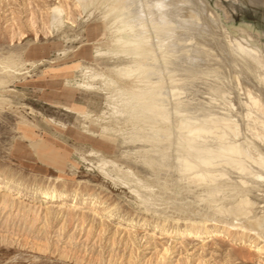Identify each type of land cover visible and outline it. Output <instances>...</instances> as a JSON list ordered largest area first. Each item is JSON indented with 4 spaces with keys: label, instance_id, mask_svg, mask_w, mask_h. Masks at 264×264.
<instances>
[{
    "label": "rangeland",
    "instance_id": "1",
    "mask_svg": "<svg viewBox=\"0 0 264 264\" xmlns=\"http://www.w3.org/2000/svg\"><path fill=\"white\" fill-rule=\"evenodd\" d=\"M117 1L95 0V4L81 7L76 0H0V61L11 57L17 68V74H13L15 77L2 85L0 90V176L9 183H20L19 185L27 192L26 196L17 198L14 195L6 196L5 191H0V202L2 201L0 203V264H156L160 257H162L161 264H264V229L262 231L256 229L261 234L256 230L253 231L256 227L252 228L249 225V219L253 218V215L248 216L252 212L243 216L247 217L245 221L243 217L241 218L242 215H238V220L237 214L234 213L233 216L227 213L231 225L226 216L228 210L226 208V212L222 210L224 206L231 210L232 207L228 205L234 204L230 201H236V196L234 197L236 192L228 194V198L226 194L224 195L226 197L223 196L217 199L218 201L214 199L212 203L208 202L207 199H210L208 190L210 191L215 184L203 185L190 182L188 177L185 178L187 172H179L178 161L175 158L179 153L176 151V140L179 136L177 125L181 119L189 121L187 119L189 115L195 114L194 118L197 119L196 122L200 121L197 122L199 124H201L200 119L205 122L206 119L211 120L213 117L212 120L215 121L211 120L212 127H217L211 128L213 132L221 127L225 129L227 124H237L238 121L237 127L239 126L241 134L238 139H243L239 142L243 145L250 140L249 142L256 145L264 156V142H260L255 137L258 133L264 134L260 129L264 130V125L259 127L261 124L257 123L260 112L255 106H249L248 101L245 103L247 97H244L246 86L252 90L256 88L255 92L262 97L264 87L260 84L257 86L252 77L248 79L244 78V75L235 73L237 69L232 66L231 56L226 48L231 45L227 39L232 37L231 39L236 38L244 45L257 48L260 52L264 51V0H195L196 5L189 3V9L183 8L185 11L182 13L183 19L190 15V11L191 14L195 12L202 18H206V13H211L220 23L221 28L218 31L222 34L221 38L227 39L222 40L219 32L212 29L209 23H200L198 29L201 31L200 35L205 37L202 36L203 41L208 42L212 37L211 40L214 42L219 35L216 44L223 42V44L221 42L222 49L227 55L217 50L220 44L216 45L215 42V46L209 41L205 47L217 46L214 52L220 51L218 57L223 55L221 66L219 61L220 70L225 71L222 67H226L223 80L203 76L198 71L199 68L192 72L195 69H187V62L184 64L180 61L176 62V59L171 57L183 52L182 59H187L185 51L186 53L192 51L191 48L201 37L198 35L197 40L193 39L196 40L195 42L190 39L191 47L186 44V39L188 34L192 36L193 33L199 32L197 28L196 32L192 31L194 28L186 23L185 25H189L187 27L191 29L175 31L173 34L180 32L179 36H176L182 41V45L176 44L178 49L175 45L173 52L172 47L177 38L172 34L170 43L173 46L171 44L166 46L167 50L170 45L172 47L169 50L172 49L165 52L159 44H161L160 40H163V33L167 32L166 25L160 23L161 28L165 26V29L162 28L163 32L158 20L149 15L147 4L153 0H131L129 13L115 18L108 9L110 3L116 4ZM123 4L126 6L128 2ZM129 18L137 19L135 24L143 22L144 28L137 30L142 31L141 35L147 37L146 48L151 50L150 54L141 59L145 66L146 64L150 66L151 70L148 74L157 77L149 76L151 78L149 85L158 81L164 86L162 92L167 102L165 99L162 102L168 106L169 112L167 110L166 112L171 113L169 114L171 121L166 124L170 128V141H172L170 143L173 145L171 149L169 148L171 157L169 161L167 160L169 163L165 162L161 167L160 164L151 162L154 161L152 158L156 157V153L152 154L155 143L132 141L131 137L135 134L134 125L130 122L128 124L124 121V117L122 119V116L116 113L120 106L115 91L122 85L130 86L133 81V77L121 78L117 74L120 71H130L133 65L135 68L140 58L129 52H119L121 44L114 41L119 20ZM152 18L156 20L157 23L154 24H158V27L152 24ZM188 30L193 33H189ZM226 33L228 37L224 35ZM181 34L184 37L179 38ZM199 42L205 43L201 40ZM203 44L201 47L204 46ZM186 45L190 50L185 47ZM127 47L132 48L131 45ZM176 49L180 50L179 53H175ZM96 51H112L113 54L106 56L103 53L96 56ZM148 55L150 59H147ZM223 57H227L225 58L227 61L224 60L227 63L229 60L232 67L228 65L229 63L228 67L226 66ZM166 61L171 62V65L173 62L177 65L171 66L169 62L166 65ZM212 63L209 62L213 65ZM166 66L174 69L166 70ZM158 78L160 80H157ZM240 84L243 89L241 91L238 89ZM106 85L107 87L103 88ZM116 85L119 87L116 88ZM172 87L175 89L173 90ZM177 87L179 91L176 90ZM208 87H211L212 91L214 89V92ZM215 89L222 91L219 94ZM223 93L227 94L223 95ZM177 104L183 110L178 115L175 111ZM246 108L251 110L247 109L249 114L251 113L249 115L251 119L247 116L245 119ZM114 112L116 115H113ZM204 112L206 114H203ZM83 114L85 116H82ZM250 127H254L255 130ZM110 129H114V132ZM126 132L130 134L129 137ZM123 134L125 137L122 136ZM181 135L188 137V132L183 130ZM203 135L198 138L200 144L203 138L204 141L206 140L207 134ZM129 139L131 142H128ZM210 140L206 141L209 143L213 141ZM206 141L202 146L206 145ZM214 142L212 145L207 144L210 147H217L216 141ZM224 143L225 140L220 143V148L212 149L219 151ZM159 147L167 149L164 144ZM253 149L252 147V154L256 156ZM115 165L123 171L129 169L131 173L117 171ZM222 167L224 165L219 164L211 169L214 170L213 173L216 170L215 174H219L225 169ZM259 167L249 163L248 171L256 169L255 174L249 172L252 177L249 173L250 177L245 175L246 178H250L249 182L256 180L252 179L255 175L262 171L264 173V168L260 170ZM198 169L205 168L200 166ZM230 171H227V176L237 178L238 174ZM114 173L117 177H114ZM131 175H134L133 178ZM260 175L264 176L262 173ZM234 177L232 180L238 181L239 178L234 179ZM134 180L139 181V184ZM254 181L250 182V185L255 187L251 198L257 199L254 205L259 206L258 209L263 211L264 178L260 181L263 184ZM255 183L259 187L256 188ZM44 189L60 193V199L47 203L34 200L32 195L39 194L40 190ZM142 198L146 199L151 207H155V210L158 207L157 212L145 211ZM204 200H206L205 205ZM211 206L218 208L219 211L209 208ZM257 207L253 206L254 209ZM263 214L264 211L260 215L261 218L264 217ZM223 218L227 220L224 221ZM127 221H134L135 224L128 226ZM239 221L246 227L248 224L247 228L251 227V231L239 227ZM143 222L149 223V227L144 228ZM158 225L159 228L156 227ZM193 228L216 229L219 230V234L185 235L187 234L185 229Z\"/></svg>",
    "mask_w": 264,
    "mask_h": 264
},
{
    "label": "bare ground",
    "instance_id": "2",
    "mask_svg": "<svg viewBox=\"0 0 264 264\" xmlns=\"http://www.w3.org/2000/svg\"><path fill=\"white\" fill-rule=\"evenodd\" d=\"M77 1V3H78V5L79 6H81V7H85L86 5H88V4H91V3H93V4H95L94 3V1L95 0H76ZM97 1V0H96ZM128 2V5H126V6H124V2ZM104 2V1H103ZM106 2V1H105ZM131 2V0H118L117 1V3L116 4H114L113 2L112 3H110V5H109V12H111L113 15H114V17L115 18H117V17H119L120 15H122V14H126V13H129V8H130V5H129V3ZM189 3H191L192 5H196V2H195V0H188V1H185V0H153V2H149L147 5H148V8H149V15H152V17L154 18V19H157L158 20V24H159V26H160V28H161V24L160 23H162V24H165L166 25V27L163 25V29H165L166 28V30H167V32L165 31V34L163 33L164 32V30H163V35H162V41L160 40V42H161V44H159V47H163V49H164V51L165 52H167L168 50H169V48L170 47H172L173 46V44H171L170 42L172 41V39H171V36H172V34L175 32V31H180L181 30V32H182V30L184 31V30H186L187 31V29L189 28V29H191L190 27L192 26V28H194V30H192V31H195L196 32V30L198 29V26L199 25H201V24H204V23H209V26L212 28V29H214L216 32L218 31V29H219V31H220V28H221V26H220V23L218 22V20H217V18L215 19V16L213 15V14H211V13H206V15L207 16H205L206 18H202L199 14H195V12H193V14H191L192 13V11H190L189 13H190V15H188V16H185V18L186 19H183L182 17L184 16H182V13H184L185 11H184V9L183 8H186V10L187 9H189V6H190V4ZM198 3V2H197ZM93 4H91V5H93ZM106 10V9H105ZM124 10H125V13H124ZM127 15V14H126ZM204 17V16H203ZM137 18V17H136ZM139 18V17H138ZM153 18H152V20H153ZM182 18V19H181ZM150 19H151V16H150ZM205 19V20H204ZM115 20V19H114ZM117 20V19H116ZM137 20V19H136ZM136 20H135V18H134V20L133 19H131V18H129L128 20H124V19H120L119 20V26L116 28V35H115V37H114V41L116 42V43H119V44H121V46H120V51L119 52H123V53H127V52H129V53H132L133 55H135V56H138V57H140L139 58V60H137V62H136V64H135V68H134V65H133V68L130 70V71H120L117 75L119 76V77H121V78H131V77H133V81H132V84L130 85V86H123L122 84H120V85H122V86H117L116 88H118L117 90L116 89H114V90H116L115 92H116V96L117 97H119L117 100H118V103H119V110L116 112V113H118L119 114V116H122V119H123V117H124V121L125 122H128V124H129V122H130V124H133L134 126H133V128H135L134 129V136H132L131 137V140L132 141H135V142H138V141H142V142H149V141H152V142H154L155 143V147L152 149V151H153V153L152 154H154V153H156L155 155H156V157L155 158H152L154 161H151V162H155V163H157V164H160V167H161V164H163V163H165V162H167V160L168 159H170V157H171V152L169 151V148L171 147V143L170 142H172V141H170V128H168L169 127V125L168 126H166V124L169 122V121H171V116H169V114H171V113H167L166 112V110H167V104L166 103H163L162 102V100H166V97L164 98L163 97V92H162V87H164V86H161L162 84H160V82H155V83H153L152 85H151V83H150V85H149V81H151L150 79L152 78V77H156V76H152V75H149L148 74V72L151 70L150 69V66H148L147 64H146V66L144 65V63H143V59H141V58H143V57H145L147 54H150L149 53V51L151 50H148L147 48H146V45H147V37L145 36V35H141L142 34V31L140 32V31H138L137 29H139V28H144L143 26H142V23L143 22H138L137 24H135L136 23ZM142 20V19H141ZM206 20H207V22H206ZM113 21V20H112ZM151 21V20H150ZM186 21V22H185ZM116 22V21H115ZM185 22V23H184ZM154 23H157L156 22V20H153V25H155V26H157L156 24H154ZM173 23H174V25H173ZM176 23H178V24H176ZM189 24L190 25V27H187V26H189V25H185V24ZM201 23V24H200ZM116 27V26H115ZM158 27V26H157ZM157 27L155 28V27H153L154 29H157ZM165 27V28H164ZM71 28V27H70ZM141 28V29H142ZM160 28H158L157 30H159ZM197 28V29H196ZM160 29V30H161ZM180 29V30H179ZM196 29V30H195ZM211 29V30H212ZM185 31V32H186ZM190 31V32H189ZM198 31H199V29H198ZM204 31H205V29H204ZM214 31V32H215ZM218 31V32H219ZM160 33H161V31H159ZM158 32V34H160ZM184 32V33H185ZM188 32L189 33H193V32H191V30H188ZM206 32V31H205ZM225 32H227V31H225ZM63 33V32H62ZM66 33V32H65ZM157 33V32H156ZM155 33V34H156ZM161 33V34H162ZM187 33V32H186ZM197 33V34H196ZM195 34L193 33V35L192 36H190V34H188V38L185 40V39H183V40H185L186 41V44L188 45L189 44V46H190V39H196L197 40V37H201L200 38V40L202 41V42H205V41H203V38H202V36L203 35H200V33H201V31H199V32H196ZM228 33V32H227ZM227 33L226 34H224V35H226L227 36ZM144 34V33H143ZM161 34H160V36H161ZM178 34H180V32L178 33ZM177 33H175V34H173V36L175 37L176 35L177 36H179ZM183 34V33H182ZM180 35V37L179 38H182L181 36H183V35ZM209 34H211V33H209ZM219 34H220V38H221V36H222V34H221V32H219ZM157 35V34H156ZM199 35V36H198ZM213 35V34H212ZM211 35V36H212ZM66 36V35H65ZM177 36H176V38H177ZM219 36V35H218ZM217 36V38H219ZM167 38V39H165V38ZM184 37V36H183ZM196 37V38H195ZM204 37V36H203ZM228 37V36H227ZM231 37V36H230ZM205 38V37H204ZM208 38H209V35H208ZM212 38V37H211ZM211 38H209V40H208V42L209 41H212L213 42V40H211ZM214 38V37H213ZM216 38V39H217ZM224 38H226V37H224ZM223 37L221 38L222 40L224 39ZM232 38V37H231ZM227 39V40H229V42L231 43V45H229L228 47L226 46V45H224V46H226V48L228 49V54L231 56L230 58H231V61H232V66H234L236 69H237V71L235 72V73H237V75L238 74H240V76H242V75H244L243 77L244 78H248V79H250L249 77H252V79L253 80H255V84H257V86L260 84L262 87H264V51H262V52H260L257 48H253V47H251V46H247V45H244L242 42H240L238 39H236V38H233V39ZM64 39V38H63ZM160 39V38H159ZM216 39H215V44H216ZM180 40H182V39H180ZM190 40V41H189ZM195 40V41H196ZM200 40H197V42L198 43H196L194 40V42H195V44H194V47H192L191 49H192V51L190 50V49H188V47L189 46H185V47H187V49L188 50H190L189 51V53L187 54L186 53V51H185V53L184 54H186V57H187V59H182V57H181V54L183 53H180V54H178V55H176L175 57L174 56H171V57H173V59L175 58L176 59V62H183V64H184V62H187L186 64H187V69L189 68L190 70H193V69H195V70H193L192 72H194V71H196L198 68V71H200V74H202L203 76H210V77H214V78H216V79H218V80H223V75L225 76V74H224V72L226 71V67L225 68H223L222 67V69H225V71L223 70H220V68H219V61H220V66H221V57L223 56H221V57H218V53H219V55H220V51L218 52V53H215L216 52V48H217V46H216V48H211V47H208V48H205L206 47V43L208 44V42H205L203 45L204 46H202L201 47V42H199ZM204 40H207V39H204ZM192 41V42H193ZM219 41H221L220 39H219ZM175 42V41H174ZM184 42V41H183ZM189 42V43H188ZM212 42H210V44L212 43ZM214 42L212 43V44H214ZM222 42V41H221ZM221 42L220 43H218V44H216V45H219L220 44V46H218V47H220L219 49H217V50H221V51H223V46H222V44H223V42H222V44H221ZM226 42V41H225ZM224 42V43H225ZM182 41H179V39L177 38V40H176V43L174 44V47H172V48H174V50H173V52L175 51V47L178 45V46H181L182 44ZM199 43L201 44V45H199ZM168 44H171L170 45V47H168V50H167V45ZM177 44V45H176ZM185 44V43H184ZM215 44L213 45V46H215ZM227 44V43H226ZM127 45H131L132 46V48H128L127 47ZM176 45V46H175ZM192 45V44H191ZM110 46V45H109ZM178 46L176 47L177 49H178ZM208 46V45H207ZM212 46V45H211ZM259 46V45H258ZM148 47H149V45H148ZM184 47V46H183ZM191 47V46H190ZM171 48V49H172ZM170 49V50H171ZM176 49V52L175 53H179L178 51H180V50H177ZM183 51L185 50V49H183V48H181ZM186 49V50H187ZM169 50V51H170ZM181 50V51H182ZM162 51V50H161ZM215 51V52H214ZM103 53L106 55H109L110 53H112V51L110 52V51H104V52H100V51H96L95 52V55L97 56V55H103ZM172 53V52H171ZM113 54V53H112ZM112 54H110V55H112ZM117 54V53H116ZM173 54V53H172ZM216 54H217V56H216ZM223 54H226V53H224V51H223ZM106 55V56H107ZM130 55V54H129ZM167 55V54H166ZM227 55V54H226ZM12 56V55H11ZM128 56V55H127ZM168 56V55H167ZM8 57V56H7ZM170 57V56H169ZM11 57H9L8 59H4V60H2V61H0V90H1V88H2V85H4V84H6L8 81H11V78H13V77H15L13 74H17V72H16V70H17V68H16V64H15V62L12 60V59H10ZM150 59V57H149V55H148V57H147V59ZM225 58H227V57H225ZM224 57H223V60L225 59ZM15 59V58H14ZM134 59V58H133ZM136 60V59H135ZM154 60V59H153ZM164 60V59H163ZM165 60H167V59H165ZM184 60V61H183ZM222 60V61H223ZM226 61H227V59H225ZM224 60V61H225ZM145 61V60H144ZM149 61V60H148ZM175 61V60H174ZM210 61H212L213 63V65H211V64H209V62ZM225 61V63H226V66L228 67V65L230 66L231 64H230V61L228 60V63ZM135 62V61H134ZM167 63H166V65L167 64H169V65H171V62H169V61H166ZM169 62V63H168ZM133 63V62H132ZM164 63H165V61H164ZM134 64V63H133ZM149 64H152V63H149ZM176 65H177V63H175ZM174 64V62L172 63V65L174 66L175 65ZM178 64H180V63H178ZM183 64H181V66H183ZM228 64V65H227ZM171 65V66H172ZM223 65V64H222ZM225 65V64H224ZM179 66V65H178ZM181 66H179V67H181ZM184 66V67H185ZM205 68H204V67ZM213 66H216V67H218L219 68V70H216V69H218V68H213ZM232 66H230V67H232ZM175 67V66H174ZM200 67H201V69H200ZM202 67H203V69H202ZM165 68H167L166 70H170L171 68H170V66L168 67V66H166ZM168 68H170V69H168ZM174 68H172V70H173ZM227 69H229L230 70V68H227ZM234 69V68H233ZM202 70V71H201ZM197 71V72H198ZM221 71H222V76H221ZM170 72V71H169ZM220 72V73H219ZM226 73V72H225ZM160 74V73H159ZM197 74V73H196ZM199 74V73H198ZM156 75V74H155ZM161 75V74H160ZM236 75V76H237ZM74 76V75H73ZM149 76H151V78H149ZM158 76V75H157ZM162 76V75H161ZM194 77V76H193ZM234 77H235V75H234ZM237 77H239V76H237ZM157 78V77H156ZM195 78V77H194ZM237 79V78H236ZM251 79V80H252ZM125 80V79H124ZM123 80V81H124ZM157 80H160L159 78L157 79ZM192 80V79H191ZM238 80H239V78H238ZM120 81V80H119ZM130 81V80H129ZM197 81V80H196ZM241 81V80H240ZM124 82H126V81H124ZM192 82H193V80H192ZM247 82H248V80H247ZM74 83H77V82H74ZM121 83V82H120ZM127 83V82H126ZM189 83V82H188ZM241 83V82H240ZM66 84V83H65ZM104 84V83H103ZM109 84V83H108ZM190 84H192V83H190ZM239 84V83H238ZM80 85V84H79ZM105 85V84H104ZM103 85V86H104ZM125 85V84H124ZM178 85V84H177ZM176 85V86H177ZM181 85V87H182V84H180ZM205 85V84H204ZM208 85V84H207ZM241 86H238V87H240V88H238V89H240L239 91H241V90H243L242 89V84H240ZM254 85V84H253ZM109 86V85H108ZM176 86H174V87H176ZM179 86V85H178ZM193 86V85H192ZM206 86V85H205ZM209 86V85H208ZM211 86V85H210ZM245 86H246V84H245ZM107 87V85L105 86V87H103V88H106ZM112 86L110 85V88H111ZM174 87H172V89L174 88ZM213 87V86H212ZM61 88H62V86H61ZM171 88V87H170ZM206 88H207V86H206ZM208 88H210V90H211V87H208ZM215 88V87H214ZM261 88V87H260ZM102 89V88H101ZM108 89V88H107ZM175 89V88H174ZM173 89V90H174ZM178 89V87L176 88V90ZM179 89H180V86H179ZM179 89H178V91H179ZM182 89V88H181ZM188 89V88H187ZM217 89H218V87H217ZM245 89V95H244V97L246 96L247 97V99H245L246 101H245V103H247V101H248V105L249 106H255L258 110H259V112L260 113H258V111L256 112V111H254L255 113H258L259 114V117H258V119L257 118H255V120L257 119V123L259 122V124H261V126H259V127H262V125H264V95H263V97L262 96H260L259 94H257L256 92H255V90L254 89H256V88H254L253 90H252V88L250 89L249 87H245L244 88ZM100 90V89H99ZM106 90V89H105ZM112 90V89H111ZM113 90V91H114ZM184 90V89H183ZM209 90V89H208ZM212 91V90H211ZM222 90H220V92H221ZM181 92V91H180ZM184 92V91H183ZM212 92H214V89H213V91ZM215 92L216 93H219L220 94V92H219V90H217L216 91V89H215ZM263 93V92H262ZM261 93V94H262ZM114 94V93H113ZM112 94V95H113ZM177 94H179L178 92H177ZM183 94V93H182ZM182 94H180V95H182ZM218 94V95H219ZM226 95L227 93H223V95ZM179 95V96H180ZM114 96V95H113ZM164 96H166V95H164ZM220 96V95H219ZM228 96V95H227ZM221 97V96H220ZM177 98H178V96H177ZM227 98V97H226ZM114 99H115V96H114ZM225 99V98H224ZM186 101V100H185ZM184 101V102H185ZM114 102V101H113ZM166 102H167V100H166ZM179 102H181V101H179ZM179 102H177V103H179ZM107 103H108V101H107ZM112 103V102H111ZM47 104V103H46ZM115 104V103H114ZM180 104H182V103H180ZM193 104H194V102H193ZM192 104V105H193ZM178 106L176 107V115H178V114H180V112L181 111H183L182 110V107L180 108V106H179V104H177ZM184 104H182V106H183ZM234 105V104H233ZM245 105H247V104H245ZM244 105V106H245ZM113 107H114V105H112ZM176 106V105H175ZM195 106V105H194ZM197 106V105H196ZM228 106V105H227ZM243 106V105H242ZM66 107V106H65ZM248 107V106H247ZM76 108V107H75ZM112 108V107H111ZM115 108V110H116V107H114ZM118 108V107H117ZM184 108H186V107H184ZM244 108V107H243ZM67 109V108H66ZM79 109V108H78ZM248 108H246V110L244 111V109H243V111L245 112V119H246V116L247 117H250L249 115H251V113L249 114V112H248V110L249 109H252V107L250 108L249 107V109L247 110ZM255 109V108H254ZM256 109V110H257ZM68 111V110H67ZM114 111V110H113ZM168 111V110H167ZM185 111H186V109H185ZM184 111V112H185ZM192 111V110H191ZM200 111H204V110H200ZM249 111H251V110H249ZM253 111V110H252ZM78 112V111H77ZM169 112V111H168ZM227 112H228V110H227ZM84 113V112H83ZM89 113V112H88ZM115 113V112H114ZM113 113V115H116V113L114 114ZM199 113V112H198ZM254 113V114H255ZM81 114V113H80ZM188 114V113H187ZM203 114H206L205 112L203 113ZM203 114H202V117H203ZM208 114H210V113H208ZM252 114H253V112H252ZM89 115V114H88ZM91 115V114H90ZM183 115H185V114H183ZM196 115V114H195ZM194 115V116H195ZM211 115V114H210ZM44 116V115H43ZM79 116V115H78ZM82 116H85V114H83ZM194 116L192 115V116H190L189 115V118L191 119V121H190V119L189 118H187L188 117V115H187V117H186V115H185V117L189 120V121H187V120H183V119H181L180 120V122H179V124L177 125V127H178V131H179V136H177L178 138H177V140H176V151L177 152H179L178 154H177V156L175 157L176 158V161H178V169H179V172L180 173H182V172H187V176L185 177V178H189L190 179V182H192V183H200V184H205V185H207V184H215V186H213V187H211L210 188V191L208 190V192H210V199H207L208 200V202H211L212 203V201H215V200H217V199H220V198H222L224 195H226L227 196V198L229 197V195L228 194H231V193H235L234 194V197L236 196V198H235V200L236 201H234V202H231L230 201V203H234V204H229L228 206L229 207H232V208H230L231 210L229 211V209H227L228 207L227 206H224V207H222V210L224 211V212H226L225 211V208H226V210H228L227 212H226V216H227V218H228V215H227V213L229 214V215H233L234 213H235V215L237 214V216H236V218L238 217V215H242L241 216V218L243 217V216H247L250 212H252L251 213V215H248V216H252L253 218H251V219H249L250 221V226L252 227V228H254V227H256L253 231H255L256 229H259V230H263L264 229V217H262L261 218V213L264 211H262V209H261V211L259 210L260 209V207H259V209H258V207H257V205H254L255 204V202L257 201V199L256 200H254V198H251V195H252V192H255V191H253L254 190V186H251L250 184V182H252V181H254V180H252V181H248L249 179L248 178H246V176L245 175H248V173L249 172H254V171H250L251 169H249V171L247 170L248 168V165H249V163L251 164V163H254V164H256L257 166H260L259 168H260V170L262 169L263 170V168H264V156H263V152L261 151V150H259L258 148H257V146L256 145H254L253 143H251V142H249V141H247L245 144H243L242 145V143H240L239 142V140L240 139H238V137H239V135H241L240 134V130L238 129V127H237V124H238V121H237V124H227L226 125V127H224L225 129H221L220 127V129L219 130H217L216 132L214 131H212V129L213 128H217V127H212V124L213 123H211V120H212V118H211V120L208 118V120L206 121L205 120V122H202V119H200L201 120V124H199V123H197V122H200L199 120L196 122V118H194ZM199 116V115H198ZM207 116V115H206ZM209 116V115H208ZM212 116H216V115H212ZM224 116V115H223ZM226 116V115H225ZM228 116V115H227ZM255 116H257V115H255ZM102 117H104V115H102ZM201 117V116H200ZM230 117V116H229ZM228 117V118H229ZM253 117V116H252ZM84 118H86V117H84ZM114 118V117H113ZM118 118V117H117ZM185 118V119H186ZM218 118H219V116H218ZM226 119H228L227 117H225ZM224 118V120H226ZM254 118V117H253ZM78 119V118H77ZM109 119V118H108ZM204 119V118H203ZM250 119H251V117H250ZM80 120V119H79ZM99 120V119H98ZM111 120V119H110ZM113 120V119H112ZM121 120V119H120ZM210 120V121H209ZM217 120V119H216ZM223 120V121H224ZM179 121V120H178ZM213 122L215 121V119H213L212 120ZM229 121H230V119H229ZM229 121H228V123H229ZM233 121V120H232ZM253 121V120H252ZM251 121V122H252ZM116 122V121H115ZM117 122H119V121H117ZM123 122V121H122ZM217 122H218V120H217ZM216 122V123H217ZM121 123V122H120ZM178 123V122H177ZM176 123V124H177ZM224 123V122H223ZM222 123V124H223ZM116 124V123H115ZM119 124V123H118ZM124 124H126V123H124ZM127 124V125H128ZM160 124V125H159ZM225 124H226V121H225ZM225 124H223V125H225ZM249 124V123H248ZM256 124V123H255ZM254 124V125H255ZM123 125V124H122ZM127 125H125V126H127ZM159 125V126H158ZM171 125V124H170ZM253 125V124H252ZM253 125V126H254ZM85 126V125H84ZM149 126V127H148ZM215 126V125H214ZM219 126V125H218ZM255 126H257V124L255 125ZM118 127V126H117ZM123 127V126H122ZM132 127V126H131ZM171 127V126H170ZM241 127V126H240ZM248 127H249V125H248ZM248 127H246V128H248ZM121 128V127H120ZM125 128H127V127H125ZM212 128V129H211ZM250 128H252V130H255V129H253L254 127H250ZM117 129H119V127L117 128ZM261 129V132L262 131H264V130H262V128H260ZM264 129V128H263ZM111 130V129H110ZM128 130V129H127ZM133 130V129H132ZM183 130H186L187 132H188V137H183L182 135H181V132L183 131ZM242 130V129H241ZM112 132H114V129H112L111 130ZM117 131V130H116ZM119 131V130H118ZM126 131V130H125ZM102 132V131H101ZM109 132V131H108ZM121 132V131H120ZM119 132V133H120ZM129 132V131H128ZM258 132V131H257ZM110 133V132H109ZM116 133V132H115ZM132 133H133V131H132ZM250 133H252V131L250 132ZM254 133H256V131L254 132ZM117 134V133H116ZM121 134V133H120ZM126 134H127V132H126ZM129 134V133H128ZM127 134V135H128ZM203 134H207V136L205 137L206 138V140L208 141V139L210 140H212L213 139V141H211L210 143L209 142H207L206 140V142L207 143H209L210 145H212L213 144V142L214 141H216V144L218 145L217 147H215V146H213V147H210V146H208V144L206 143V145L204 144L203 146H202V144L203 143H205V141H204V138H203V140H202V142H201V144L200 143H198V138L199 137H202L201 135H203ZM125 134H123L122 136H124ZM130 135V134H129ZM129 135H128V137H129ZM255 135V134H254ZM121 136V135H120ZM205 135H203V137H204ZM251 136H252V134H251ZM125 137V136H124ZM127 137V136H126ZM127 137V138H128ZM172 137H173V134H172ZM253 137V136H252ZM255 137H257L258 139H259V141L260 142H264V134H257ZM127 138H126V140H127ZM186 138V139H185ZM234 138H236V139H234ZM214 139H216V140H214ZM131 140L129 139L128 140V142L130 141L131 142ZM171 140H173V138L171 139ZM217 140H220V141H217ZM223 140H225V145L218 151V149H217V151H214L212 148H214L215 150H216V148H218L219 146H220V143L222 142ZM243 139H241L240 141H242ZM245 140V139H244ZM199 141H201V140H199ZM204 141V142H203ZM252 141V140H251ZM93 142V141H92ZM217 142H220L219 144L217 143ZM86 143V142H85ZM98 143V142H97ZM104 144H105V142H103ZM140 143V142H139ZM138 143V144H139ZM215 143V142H214ZM255 143H256V141H255ZM130 144V143H129ZM146 144V143H145ZM150 144V143H149ZM161 144H164L165 145V147L167 148V149H160V145ZM200 144V145H199ZM100 145V144H99ZM105 145H108V144H105ZM132 145V144H131ZM151 146V145H150ZM173 146V145H172ZM102 147V146H101ZM153 147V146H152ZM151 147V148H152ZM254 148L253 150H255L254 152H256L255 154H256V156L255 155H253L252 154V151H251V148ZM102 148H105V147H102ZM149 148V147H148ZM220 148V147H219ZM108 149V148H107ZM171 149V148H170ZM77 150V149H76ZM81 150V149H80ZM106 150V149H105ZM139 150H141L142 151V149L141 148H139ZM146 150V149H145ZM148 150V149H147ZM150 150V149H149ZM129 151V150H128ZM173 151V150H172ZM261 151V152H260ZM78 152V151H77ZM127 152V151H126ZM133 152V151H132ZM174 152V151H173ZM122 153V152H121ZM120 153V154H121ZM135 153H136V151H135ZM125 154V153H124ZM127 154V153H126ZM174 154H175V152H174ZM139 155V154H138ZM142 155V154H141ZM79 156V155H78ZM77 156V157H78ZM128 156V155H127ZM154 156V155H153ZM149 157V156H148ZM140 158V157H139ZM145 158H146V156H145ZM174 158V159H175ZM80 159V158H79ZM90 159V158H89ZM105 159V158H104ZM142 160V159H141ZM77 161V160H76ZM92 161H93V159H92ZM105 161V160H104ZM169 161V160H168ZM84 162V161H83ZM86 162V161H85ZM91 162V161H90ZM94 162V161H93ZM108 162V161H107ZM106 162V163H107ZM134 162H135V160H134ZM115 163V162H114ZM114 163H112V164H114ZM169 162H167V164H168ZM96 164V163H95ZM103 164V163H102ZM108 164V163H107ZM151 164V163H150ZM219 164H222V165H224V167H222V168H225L224 169V171L223 172H219V174H215L216 173V170H215V173H213V171L214 170H212L211 168L212 167H214V166H216L217 167V165H219ZM165 165V164H164ZM121 166V165H120ZM152 166H154V165H152ZM159 166V165H158ZM200 166H202L203 168H205V169H202V170H199L198 168L200 167ZM106 167V166H105ZM115 167H117V165H115ZM121 167H123V165L121 166ZM129 167V166H128ZM128 167H127V169H128ZM262 167V168H261ZM99 168V167H98ZM118 168V167H117ZM117 168H115V169H117ZM258 168V169H259ZM90 169V168H89ZM88 169V170H89ZM125 169V168H124ZM150 169H152V168H150ZM154 169V168H153ZM216 169V168H215ZM257 169V170H258ZM92 170V169H91ZM104 170V169H103ZM107 170V169H106ZM129 170V169H128ZM128 170H125V171H123V170H121L120 168H118L117 169V171H122L123 173L125 172L126 174H130L131 172V170L130 171H128ZM223 170V169H222ZM230 170H232V171H235L236 172V174H238L237 176H236V174H235V176L237 177V178H239L238 179V181L236 180H232V178L234 177H228L227 176V173L230 171ZM1 171V170H0ZM218 171H219V169H218ZM221 171V170H220ZM228 171V172H227ZM248 171V172H247ZM231 172V171H230ZM256 172V171H255ZM255 172L253 173V174H255ZM258 172V171H257ZM107 173V172H106ZM108 173H110V171L108 172ZM122 173V174H123ZM218 173V172H217ZM259 173V172H258ZM262 174H264L263 173V171L261 172ZM260 173V174H261ZM112 174V173H111ZM252 174V173H251ZM257 174V173H256ZM260 174H257V175H255V178H252V179H256L254 182H256V181H261L263 178H264V176L263 175H260ZM105 175V174H104ZM110 175V174H109ZM114 175H115V173H114ZM117 175V174H116ZM114 176V177H117V176ZM124 175V174H123ZM182 175V174H181ZM229 175V174H228ZM230 175H232V174H230ZM234 175V174H233ZM249 175H250V173H249ZM248 175V176H249ZM99 176V175H98ZM111 176H113V175H111ZM132 176V175H131ZM134 176V175H133ZM133 176H132V178H133ZM247 176V177H248ZM251 176V175H250ZM249 176V177H250ZM253 176V175H252ZM251 176V177H252ZM123 178V177H122ZM127 178H128V176H127ZM132 178H130V179H132ZM181 178V177H180ZM237 178H235L234 177V179H237ZM118 179V178H117ZM119 179H120V176H119ZM137 179V178H136ZM184 179V178H183ZM114 180V179H113ZM133 180V179H132ZM187 180V179H186ZM117 181V180H116ZM115 181V182H116ZM122 181V180H121ZM135 182H139V181H136V180H134ZM185 181V180H184ZM18 182V181H17ZM128 182H129V180H128ZM127 182V183H128ZM238 182V183H237ZM253 182V183H254ZM136 183V184H137ZM252 183V184H253ZM20 184V183H19ZM19 184H17V183H14V182H12V183H9V182H7V181H5L1 176H0V191H5V194H6V196H12V195H14L15 197H17V198H22V197H24V196H26L27 195V192H25V190L19 185ZM23 184V183H22ZM116 184V183H115ZM119 184V183H118ZM139 184V183H138ZM258 184V183H257ZM260 184H263V182L261 183L260 182ZM254 185V184H253ZM255 185H256V183H255ZM131 186V185H130ZM142 186V185H141ZM144 186V185H143ZM257 186L258 185H256V188H257ZM261 186V185H260ZM263 186H264V184H263ZM263 186H261V187H263ZM207 187V186H206ZM259 187V186H258ZM202 188V187H201ZM134 189V188H133ZM209 189V188H208ZM35 190V189H34ZM203 190V189H202ZM205 190V189H204ZM255 190H257V189H255ZM260 189H258V191H259ZM137 191V190H136ZM261 191V190H260ZM263 192H264V190H262ZM261 191V192H262ZM67 192V191H66ZM89 192V191H88ZM193 192V191H192ZM207 192V193H208ZM138 193V192H137ZM194 193V192H193ZM141 194V193H140ZM60 196H61V194L60 193H57V192H55V191H53V190H48V189H44V190H40V192H39V194H33L32 195V197H33V199L34 200H36V201H42V202H55V201H57L58 199H60ZM145 196V195H144ZM226 196H224V197H226ZM231 196V195H230ZM233 196V195H232ZM148 197V196H147ZM201 197V196H200ZM215 199V200H214ZM253 199V200H252ZM1 200V199H0ZM8 200V199H7ZM142 200H143V198H142ZM205 201L206 200H204L203 202H204V205H205ZM218 201V200H217ZM259 201V200H258ZM262 201H264V200H262ZM2 202V201H1ZM0 202V203H1ZM260 202H261V200H260ZM4 203V202H3ZM94 203V202H93ZM214 203V202H213ZM221 203V202H220ZM259 203V202H258ZM257 203V204H258ZM263 203V202H262ZM6 204V203H5ZM4 204V205H5ZM150 204V203H149ZM149 204H147V202H146V199H144L143 200V208H144V210L145 211H153V212H157L156 210H157V208H156V210L154 209L155 207H151ZM155 204H157V203H155ZM218 204V203H217ZM225 204V203H224ZM76 205V204H75ZM158 205V204H157ZM207 205V204H206ZM220 205H222V204H220ZM226 205V204H225ZM231 205V206H230ZM255 207H257V209H254L253 208V206ZM259 205V204H258ZM92 206H94V204L92 205ZM96 206V205H95ZM251 206H252V208H251ZM142 207V206H141ZM140 207V208H141ZM76 208V207H75ZM209 208H212L213 210H215V211H219V209L218 208H216V207H213V206H211V207H209ZM217 210H216V209ZM262 208H264V207H262ZM74 209V208H73ZM77 209V208H76ZM160 209V208H159ZM221 209V208H220ZM252 209V210H251ZM88 210V209H87ZM86 210V211H87ZM95 210H96V207H95ZM161 210V209H160ZM212 210V212H214ZM106 211V210H105ZM109 211V210H108ZM221 211V210H220ZM94 213V212H93ZM108 213V212H107ZM217 213H220V212H217ZM153 214V213H152ZM155 214V213H154ZM159 214V213H158ZM214 214V213H213ZM221 214V213H220ZM225 214V213H224ZM110 215H112V214H110ZM235 215H233V216H235ZM264 215V214H263ZM262 215V216H263ZM221 216V215H220ZM225 216V217H226ZM260 216V218H258ZM75 217V216H74ZM240 217V216H239ZM232 218V217H231ZM245 218H247V217H245ZM245 218L243 217V219H244V221H245ZM250 218V217H249ZM208 219V218H207ZM206 219V220H207ZM227 220L226 218H223L222 220ZM238 219V218H237ZM200 220V219H199ZM205 220V219H204ZM211 220V219H210ZM217 220V219H216ZM220 220V219H219ZM224 220V221H225ZM231 220V219H230ZM239 220V219H238ZM241 220V219H240ZM209 221V220H208ZM221 221V220H220ZM220 221H218V222H220ZM228 221H229V218H228ZM227 221V222H228ZM241 221H243V220H241ZM241 221H239L240 222V226L239 227H241V228H243V229H245V228H247V227H249L248 226V224H247V227L245 226V225H243V224H241ZM243 221V222H244ZM222 223H223V221H221ZM230 223H231V221H229ZM249 222H247V223H249ZM156 223H158L159 224V222H156ZM155 223V224H156ZM135 224V222L134 221H127L126 222V225H128V226H133ZM225 224H226V222H225ZM228 224V223H227ZM237 224V223H236ZM245 224V223H244ZM142 225H143V227L144 228H148L149 227V223H147V222H143L142 223ZM230 225V224H229ZM231 225H232V223H231ZM234 225V224H233ZM238 225V224H237ZM151 226V225H150ZM157 228H159V225L158 226H156ZM163 227V226H162ZM230 227H232V226H230ZM234 227H235V225H234ZM250 227V228H251ZM155 228V227H154ZM198 228V227H197ZM250 228H247V230L249 229L250 230ZM251 228V229H252ZM259 230H256L258 233L260 232ZM160 231V230H159ZM218 231L219 230H216V229H209V228H205V229H185V232L187 233V234H185V235H194V234H200V233H204V234H206V236L207 235H211V236H213V235H217V234H219L218 233ZM221 231V230H220ZM251 231V230H250ZM256 232V233H257ZM257 233V234H258ZM259 234H261V233H259ZM259 234H258V236H259ZM260 237H261V235H260ZM262 238V237H261ZM97 260V259H96ZM103 261V260H102ZM85 262V261H84ZM90 262V261H89ZM162 263V257H160L158 260H157V262H156V264H161ZM92 264V263H91Z\"/></svg>",
    "mask_w": 264,
    "mask_h": 264
}]
</instances>
